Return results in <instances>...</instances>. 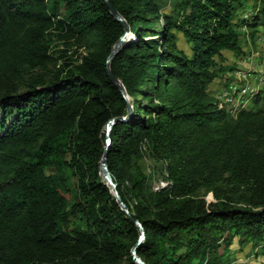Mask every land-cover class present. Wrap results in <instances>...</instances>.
I'll use <instances>...</instances> for the list:
<instances>
[{
	"label": "trees",
	"instance_id": "16d2710c",
	"mask_svg": "<svg viewBox=\"0 0 264 264\" xmlns=\"http://www.w3.org/2000/svg\"><path fill=\"white\" fill-rule=\"evenodd\" d=\"M109 1L130 26L110 61L128 100L107 71L125 27L106 0H0V264H138L137 244L147 264H230L235 234L264 250V91L233 116L209 89L264 0L253 18L249 0ZM50 31L85 47L80 63L43 71ZM115 117L109 169L142 242L101 174ZM144 150L167 187L153 191Z\"/></svg>",
	"mask_w": 264,
	"mask_h": 264
},
{
	"label": "rangeland",
	"instance_id": "374dc122",
	"mask_svg": "<svg viewBox=\"0 0 264 264\" xmlns=\"http://www.w3.org/2000/svg\"><path fill=\"white\" fill-rule=\"evenodd\" d=\"M161 1L163 10H170L172 0ZM244 4L246 7L239 11L240 17L242 18L243 16L244 18H253V15L259 8L258 6L261 5V3H257L254 0L245 1ZM160 26L161 20H158L154 28L158 30ZM254 30L257 32L253 38L251 35L252 29L246 26L241 29L244 53L237 56L232 52L224 51L227 60L224 62L220 61V64L227 69L221 72L219 77L210 84L209 88L213 96L218 93L219 98L222 99L225 106L228 107L230 114L233 116H236L245 107V109L252 108L254 106L252 103V94L258 92V89L264 91V17L261 19L259 26ZM177 35L179 36V47L190 53V45H188L184 36L181 33H177ZM47 40L50 58L47 66L45 65V69H43L45 72L51 73L61 69L63 66L66 67V65H76L81 62V59L87 53L85 47L77 41L65 40L56 31H50ZM231 66L236 67L234 70H229L228 68ZM31 71L36 73L41 71V69L37 67ZM236 72L242 75V81H247V89H242V83H233L230 86L231 76ZM13 73L19 74L21 72L13 70ZM25 76L28 77L30 75L26 73ZM261 77L262 80L259 82L258 79ZM14 80L17 81V79ZM23 82L19 84L20 90L24 88ZM234 87H236V90ZM232 95L235 97L234 103L226 99ZM212 101L215 102V97L212 98ZM139 163L146 170L153 191L167 187V171L162 161L154 159L149 152L144 150ZM155 187H159V189L155 190ZM197 196L206 200L207 205L217 202V197L208 189L203 188L198 190ZM139 241L142 242L141 239ZM227 252L229 254L230 264H264V250L261 247L253 248L249 242H243L240 234L234 235L232 244L227 249Z\"/></svg>",
	"mask_w": 264,
	"mask_h": 264
},
{
	"label": "water",
	"instance_id": "95a60500",
	"mask_svg": "<svg viewBox=\"0 0 264 264\" xmlns=\"http://www.w3.org/2000/svg\"><path fill=\"white\" fill-rule=\"evenodd\" d=\"M108 6L111 9L112 14L115 16L116 19H118L119 21L122 22V24L125 27V34L120 38V40L117 42V44L114 46L111 55L109 56L108 59V63H107V71L108 74L111 78V80L116 83L120 89L122 90V92L125 94V98H127L128 100V96L126 94V89L124 87V85L122 84V81L116 77L112 71H111V67H110V61L111 59L114 57V55L118 52V50L126 43L127 39L130 37V26L128 25V23L126 22V20L122 17V15L116 10V8H114V6L111 4V2L109 0H106ZM130 111H131V107H130ZM127 117H115L112 118L110 121L107 122L106 127H107V148L104 152V155L101 159V174L102 176L106 179L107 183L110 184L112 186V191L117 199V201L119 202V204L121 205L122 209L129 215L130 219L136 223L138 226H140L141 228V241L145 238V229L142 225V223L137 220L134 219L132 217V214L130 213V210L128 208V206L126 205V203L123 201L118 189H117V184L114 182L113 177H112V173L109 169V164H108V147L111 144V137H110V131L113 127V125L118 121V120H126ZM139 249V244H137L136 246H134L133 250H132V255L135 258L136 262L138 264H147L142 257H140L137 254V251Z\"/></svg>",
	"mask_w": 264,
	"mask_h": 264
},
{
	"label": "built area",
	"instance_id": "2783aa9c",
	"mask_svg": "<svg viewBox=\"0 0 264 264\" xmlns=\"http://www.w3.org/2000/svg\"><path fill=\"white\" fill-rule=\"evenodd\" d=\"M263 76V75H262ZM259 82H261L262 80V77L260 79H258ZM233 83H242V89H247V81H242V75L239 74V72H236L235 74H233L231 76V83H230V86L231 84ZM228 96V94H227ZM163 188V187H162ZM159 187H155V190H158Z\"/></svg>",
	"mask_w": 264,
	"mask_h": 264
},
{
	"label": "bare ground",
	"instance_id": "6f19581e",
	"mask_svg": "<svg viewBox=\"0 0 264 264\" xmlns=\"http://www.w3.org/2000/svg\"><path fill=\"white\" fill-rule=\"evenodd\" d=\"M232 85V84H231ZM248 88V87H247ZM234 89L236 90V87H234ZM238 91V90H237ZM229 102L234 103L235 102V97L234 95L230 96L229 98H226Z\"/></svg>",
	"mask_w": 264,
	"mask_h": 264
}]
</instances>
